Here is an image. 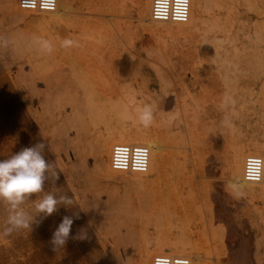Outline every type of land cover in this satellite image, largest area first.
<instances>
[{
    "label": "rangeland",
    "instance_id": "374dc122",
    "mask_svg": "<svg viewBox=\"0 0 264 264\" xmlns=\"http://www.w3.org/2000/svg\"><path fill=\"white\" fill-rule=\"evenodd\" d=\"M218 1L202 0L189 26L156 28L138 20L143 0H72L67 19L0 0L8 40L0 48V158L43 141L57 172L45 192L74 201L0 237V264H139L146 248L170 241L203 256L222 249L227 264L264 261V188L240 197L228 188L233 153L264 143V0H227V17L214 15L223 11ZM88 13L94 22L80 17ZM220 27L225 39L210 36ZM34 37L50 40L52 52H40ZM66 38L78 45L62 47ZM216 40L214 56L208 45ZM144 104L155 110L147 128L136 119ZM122 131L183 149L150 176L107 175L98 167L105 143ZM40 195L23 207L32 210ZM7 215L0 201V225ZM66 215L72 232L54 249L52 232Z\"/></svg>",
    "mask_w": 264,
    "mask_h": 264
},
{
    "label": "clouds",
    "instance_id": "9594fccd",
    "mask_svg": "<svg viewBox=\"0 0 264 264\" xmlns=\"http://www.w3.org/2000/svg\"><path fill=\"white\" fill-rule=\"evenodd\" d=\"M35 47L42 53H51L53 43L42 37H34ZM8 40L0 36V48L6 47ZM73 39H64L61 46L65 48L77 46ZM230 101L226 98L225 104ZM234 103V101H231ZM138 123L147 128L155 119V110L150 104H144L137 110ZM48 145L43 141L30 147H24L12 153L7 158H0V201L7 204L8 215L3 225H0V237L11 236L21 229L31 230L37 216L42 214L46 218L57 212L61 204H74L73 198L66 194L57 195L53 191L44 190L45 181L51 177L55 179L57 172L46 159ZM228 188L234 196H243V185L239 180H229ZM42 193L32 204V210L23 207L32 194ZM74 224L73 216H63L51 236L54 249H61L67 243Z\"/></svg>",
    "mask_w": 264,
    "mask_h": 264
},
{
    "label": "bare ground",
    "instance_id": "6f19581e",
    "mask_svg": "<svg viewBox=\"0 0 264 264\" xmlns=\"http://www.w3.org/2000/svg\"><path fill=\"white\" fill-rule=\"evenodd\" d=\"M218 3H219L220 8L223 11L221 12V11L217 10L214 13V15L220 16L222 14V15H224V17H227L228 1L227 0H220V1H218ZM189 4H190L189 16H188L187 21L184 24H170V23L155 22L152 19V16H151L152 0H143L142 4H140L141 6L138 8V20L141 23H146L147 26H155L156 28L157 27H160V28L161 27H167L168 28V26H169V28H170V26H175V27L189 26V25L193 24L195 15L199 14L202 11L203 3H202V0H189ZM138 6H139V4H138ZM13 9H14V11L20 12V13H30V14L35 13V12H26V11L21 10L20 7H19V0H13ZM73 9L74 8H73V5H72V0H57L56 8H55V10L53 12H51V13H41V14H52V15L58 17L59 19H67L71 15H73ZM74 10H76V9H74ZM80 17L81 18L82 17H87V18L89 17V18H88V20L80 18V19H77V21H80V22L83 21L84 22V21L87 20V21H90V22L91 21L94 22V17H96V14L88 13V14H85L84 16L81 15ZM83 22H82L83 26H84L85 23L87 24V22H85L84 24H83ZM61 23L64 24L63 22H61ZM82 25H80V26L82 27ZM84 28L85 29L81 30L83 32L82 35L87 37V39H90V40L94 41V29L93 30H91V29L89 30V28H88L86 30L87 27H85V26H84ZM78 30H79V28H78ZM224 31H226L224 27H220L219 29L212 28V29L209 30V34H210V36H212L214 38H218V37L222 36V38L225 39L226 35H221V33L224 32ZM206 39H208L207 36H206ZM216 41H210L209 45H208L209 53H211L214 56L219 55L218 50L221 47L220 43H218L219 40L217 42ZM244 47H246V46H244ZM202 54H203V52L201 53V55ZM201 55H200V57H203L205 59V57L201 56ZM203 58L202 59L200 58V59L203 60ZM201 62L204 63L205 60L201 61ZM232 64H233V62H232ZM198 65H200V68L203 66V65H201V63H199ZM203 68H205V67H202L201 69L203 70ZM204 70H206V69H204ZM155 72H156V75H157L158 74L157 71H155ZM160 80H161L162 83L167 84V85L169 83H172V80L170 78H160ZM223 85H225V84H223ZM227 86H229V85H227ZM184 117H186V114H185ZM184 117H183V119H185ZM189 119H192V118H189ZM181 121H182V119H181ZM184 124H185V122H184ZM192 124H195V123H192ZM185 126H188V124L187 125L185 124ZM187 128H189V126ZM190 128L192 129L194 127H190ZM190 132H191V130H190ZM140 133H136V132H133V131H122L119 134L113 136L111 139H109L105 143V146H106V148H105L106 149V159L98 164L99 169L103 170L107 175H110V174H124L125 175V173H119V172L113 171L111 169V166H110L111 150H112V147L114 145H116V144L141 145V146H145V147H147L149 149V162H148L147 171L145 173L129 174L130 176L131 175H133V176H150L155 171L163 170L162 169L163 165L167 162V159H169L170 155L174 153V154H176L178 156V151L183 149V148H179L178 146L177 147L176 146L168 147V146L164 145L165 143L163 144V143H161L159 141H156V139H154V140L153 139H149L147 137V135L140 134ZM188 136H190V135H188ZM184 142L185 141H183V143ZM177 143L178 142H176V144ZM178 144H180V143H178ZM190 147L192 149V146H190ZM191 153H193V152H191ZM247 155L264 156V143H251V144H248L245 148H242L240 150H236L233 153V156L231 155L232 156V158H231L232 159V161H231L232 165L229 166L230 171H231L229 180H234V179L235 180H239L242 183V185H243V190L244 191L245 190H249V189L251 190V189H254L256 187H263L264 188V184H251V183H247V182L244 181V179H243V165H244V159H245V157ZM167 164H168V162H167ZM158 173H160V172H158ZM211 246H213V245H211ZM144 252H145V256L142 258L141 261H139L140 263L138 262L139 264H151L153 257L156 256V255H168V256H182V257H186V258H188L190 260V264H227V263H224V262H226L225 261L226 260L225 259L226 254H225V252L222 249L215 250L212 254L210 252L209 253V254H211L210 256H203L198 250H196V248L193 245L189 244V242L187 244L183 243V242H171V241H170V243H160V244H156L154 246H150L149 248H146ZM260 264H264V261L260 262Z\"/></svg>",
    "mask_w": 264,
    "mask_h": 264
},
{
    "label": "built area",
    "instance_id": "2783aa9c",
    "mask_svg": "<svg viewBox=\"0 0 264 264\" xmlns=\"http://www.w3.org/2000/svg\"><path fill=\"white\" fill-rule=\"evenodd\" d=\"M57 0H19L26 12L51 13ZM189 0H152L151 16L155 22L184 24L189 16ZM149 149L141 145L116 144L112 147L110 166L115 172L145 173L148 168ZM243 179L251 184H264V156L247 155L243 165ZM151 264H190L182 256L156 255Z\"/></svg>",
    "mask_w": 264,
    "mask_h": 264
}]
</instances>
